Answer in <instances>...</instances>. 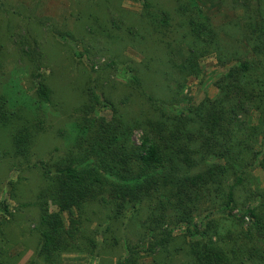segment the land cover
<instances>
[{
    "label": "trees",
    "instance_id": "trees-1",
    "mask_svg": "<svg viewBox=\"0 0 264 264\" xmlns=\"http://www.w3.org/2000/svg\"><path fill=\"white\" fill-rule=\"evenodd\" d=\"M236 2L244 8L239 26L253 55L250 60L239 50L222 46L193 0H176L172 12L160 5L155 13L151 2L145 0L141 14L144 29L156 37L164 51L157 60L158 72L172 97L164 100L148 91L141 75L143 66H134L133 61L122 63L118 76L142 95L151 112L127 119L112 105V118L107 121L95 116L100 95L93 90L88 93L77 120L83 135L62 157L40 163L48 185L39 190L35 203L40 211L37 260L61 264L64 253H97L91 250L96 246L94 238L85 231L92 204L110 207L116 220L146 206L149 230L153 237L161 235L156 246H165L172 238V230L164 226L192 225L194 212L204 203L229 211L238 207L236 188L246 189L255 168L264 170V9L261 0H254L253 5L252 0ZM130 34L144 38L140 32ZM213 53L218 64L227 68L217 82L220 95L205 97L180 111L188 79L200 76V59ZM25 55L40 67L36 47L29 45ZM151 61L145 62L144 70L150 68ZM36 97L39 102L50 100L51 89L42 80L37 82ZM5 101L3 97L0 100L2 124L9 121ZM252 112L259 114V123L249 122ZM135 130L141 131L139 144L133 140ZM27 140V135L17 132L19 153L25 150ZM84 159L92 160L94 166L80 168L78 163ZM212 159L216 161L210 162ZM251 194L259 199L258 204L237 218L242 221L248 215L250 235L235 238L231 232L223 234L212 220L188 229L190 235L199 236L186 250L188 264H264V190H251ZM50 202L57 212L50 211ZM63 212L68 214V223ZM147 251L154 255L166 250ZM15 259L0 251V264H15ZM139 259L138 250H128L116 264H138Z\"/></svg>",
    "mask_w": 264,
    "mask_h": 264
},
{
    "label": "rangeland",
    "instance_id": "rangeland-1",
    "mask_svg": "<svg viewBox=\"0 0 264 264\" xmlns=\"http://www.w3.org/2000/svg\"><path fill=\"white\" fill-rule=\"evenodd\" d=\"M149 1L152 13L160 5L172 12L176 3V0ZM193 1L208 18L222 46L239 50L247 60L253 58L239 26L244 16L240 2ZM144 2L0 0V100L5 98L9 118L6 124L0 122V251L15 257V264H29L33 260L44 264L35 258L40 215L35 203L39 190L48 185L40 163L62 157L83 135L77 120L81 106L88 102V93L93 90L100 95L101 104L95 116L107 121L112 118V105L127 119H139L151 112L142 95L118 76L122 63L133 61L134 66H143L141 75L148 91L164 100L172 97L167 82L158 72L157 60L164 51L156 37L144 29L141 17ZM261 6L264 9V0ZM130 31L140 32L144 38L135 37ZM65 32H70L72 37L63 38L61 33ZM29 45L36 47L40 54V67L25 55ZM149 59H152L150 68L144 70ZM200 66V76L190 77L181 93L180 111H186L189 105L198 104L205 97L215 99L220 95L217 82L227 68L218 64L215 53L202 57ZM38 80L51 89L48 102L37 100ZM249 122L259 123V114L252 112ZM17 132L28 136L22 153L15 146ZM140 138L141 131L135 130L134 142L139 144ZM78 166L85 168L94 164L84 159ZM256 189L264 190V170L260 167L252 171L246 189L236 188V209H214L210 203L202 204L194 212L192 225L164 226L172 230V238L165 246L154 244L161 235L153 237L149 230L146 206L132 216L116 220L110 207L92 204L88 208L85 231L94 238L96 246L91 250L97 253H64L61 264H116L128 250H138V264H165L166 261L188 264L186 250L190 242L199 238L190 235L188 229L192 231L212 220L223 234L231 232L235 238L250 235L252 222L248 215L242 221L237 218L249 206L258 204L259 199L251 194ZM49 209L58 211L52 202ZM61 215L68 223V214ZM147 250L166 251L148 255Z\"/></svg>",
    "mask_w": 264,
    "mask_h": 264
}]
</instances>
